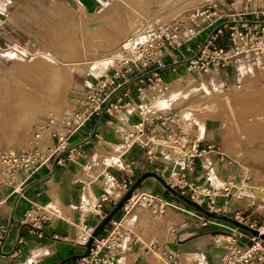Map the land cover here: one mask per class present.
Here are the masks:
<instances>
[{"label":"built area","instance_id":"obj_1","mask_svg":"<svg viewBox=\"0 0 264 264\" xmlns=\"http://www.w3.org/2000/svg\"><path fill=\"white\" fill-rule=\"evenodd\" d=\"M4 31L1 27L0 34ZM263 35L264 0H204L153 26L144 36L127 39L118 63L91 79L84 94L73 99L71 113L59 123L54 117L47 119L44 129L51 135L48 153L33 149L2 154L0 190L15 194L17 199L26 198L24 191L37 180L45 163L63 167L83 153L85 144H108L101 130L107 128L123 152L133 148L141 151L142 164L151 168L160 188L185 198L207 214L231 220L228 230L213 237L217 259L205 255L193 264H264V220H258L255 210L245 215L232 209L233 203L227 197L230 187L236 184L234 177L227 180L220 192L208 179L214 174V162L229 165L232 158L217 142L199 137L191 126V111L184 112L169 97L172 86L187 76L217 74L231 66L239 71L241 65L257 69L264 87ZM241 84L236 83L238 87ZM86 126L89 129L81 141L71 142V136ZM113 158L103 167L101 192L87 210L101 222L107 214L105 206H116L134 188L120 208L122 216L111 218L94 236L88 254L70 264H119L124 254L139 243L128 215L124 214L129 209L146 208L156 216L167 209V198L157 189L138 186L136 158ZM198 167L205 177L201 182L193 176ZM3 200L0 196V205ZM50 217L43 205L30 202L20 224L28 233L42 237L43 226ZM209 224L210 218L206 217L195 223L198 227ZM9 229V223L0 221V245L8 238ZM94 230L95 226L90 224L80 226L76 244L85 249ZM24 242L25 236L18 235L10 255L21 254ZM171 242L155 241L144 249L159 252L165 264H184L179 252L170 247Z\"/></svg>","mask_w":264,"mask_h":264},{"label":"rangeland","instance_id":"obj_2","mask_svg":"<svg viewBox=\"0 0 264 264\" xmlns=\"http://www.w3.org/2000/svg\"><path fill=\"white\" fill-rule=\"evenodd\" d=\"M79 1L0 0V28L5 29L0 34V159L3 153L15 150L40 148L43 154L48 153L46 147L51 145V135L44 125L48 117H60L58 107L63 105L62 99L66 96L72 100L81 97L91 79L116 65L121 44L136 31L169 21L204 0ZM240 70L231 66L217 74H204L199 78L189 75L172 86L169 97L179 103L184 112L191 111V126L199 137L217 142L232 158L229 165L219 164L210 179L213 182H209L220 192L233 176L236 184L230 187L227 197L233 203L232 209L245 215L255 210L258 220L262 221L264 130L261 127H254L253 131L244 130V122L241 123L242 130H239L231 108L235 105L236 95L248 94L252 100L244 99V103L252 102L254 113L262 117L264 87L256 75L254 79L243 81L238 88L236 80L251 69L241 65ZM192 82L194 84L190 85ZM59 92L61 99L60 95L56 96ZM53 106H57L55 110L59 111H55ZM65 116L57 118V122ZM112 147L106 152L101 148L84 149L68 164L80 158V164H84L90 155L98 152L99 156L91 161L89 168L95 167L97 177L94 183H100L102 169L108 165L105 163L107 152L115 153L114 149H117L115 155L122 154L128 158L121 149ZM150 181L158 182L154 177ZM159 194L167 198L164 214L152 216L147 210L139 212L136 209H129L124 214L128 218L138 214L142 219L141 228L137 227L142 247L150 240L161 243L174 238L172 248L182 247L177 252L182 254L186 264L193 262L199 253L217 259L218 249L213 237L228 230L231 220L223 215L207 214L204 209L196 208L167 189L161 188ZM218 201H222V197ZM122 214L121 211L114 219ZM200 217L210 218V224L196 226ZM145 252L134 264H165L159 252ZM120 264H129L127 256L120 259Z\"/></svg>","mask_w":264,"mask_h":264},{"label":"crops","instance_id":"obj_3","mask_svg":"<svg viewBox=\"0 0 264 264\" xmlns=\"http://www.w3.org/2000/svg\"><path fill=\"white\" fill-rule=\"evenodd\" d=\"M244 74L245 75L241 74V79L239 78L236 81L243 83L246 79H254L257 75L261 78L262 82V75L257 69L251 68L250 71H245ZM234 98L236 102L234 107L231 109L234 110L238 129L242 130L241 123L244 122V130L253 131L254 127H261V130H264V113H262V117H260V115L254 113L252 102H249L248 105L247 103H244V99L252 100V98H250L248 94H239ZM230 100H232L231 97ZM88 129L89 126H86L74 133L71 137V142H80L83 134ZM101 130L103 136L108 141V144L101 146L85 144L83 146V151L84 149L90 150L93 148V150H100L101 148L104 152H106V149L110 150L113 148L112 146H116L121 149L115 144V140L113 139L109 129L102 128ZM114 150L116 153L117 149ZM115 153H106L108 155V157H105L106 164H108L111 159H115L113 157H118L120 155L123 159L136 158L139 161L136 176L138 186L141 188L153 187L154 189L160 191L161 188L159 183L150 181V178H155V176L152 177L147 174L148 172H151V168L148 165L142 164V155L139 149L133 148L132 150L124 152V154H127L128 158L123 157L122 154L115 155ZM98 156L99 153L95 152L90 155L86 163L80 164L82 161L80 158L77 161L71 162L66 167L57 166L51 164L50 162L45 163L37 174V180H35L31 187L24 191V195L27 199H17L15 194H9L7 193V190L4 189L0 190V196L4 197V200L0 205V221L10 224L9 236L0 245V264H56L59 260L66 256L79 254L84 251L81 246L76 244L80 236V226L90 224L96 228L100 223L97 217L87 210L91 207L93 200L101 192V182H97V184L94 183L97 177V173L94 171L95 167H92V169L89 168L91 161ZM208 158L213 159L212 156H209ZM106 164H102L101 166ZM218 166L219 164L215 162L213 163L214 174L215 171H217ZM110 169L118 174L115 168ZM193 176L195 178H199V181L205 180L200 167L195 170ZM211 177L208 179L210 180ZM210 181L213 182V180ZM97 188L99 189L97 190ZM74 190L78 191V194L74 192ZM80 199L81 201H79ZM30 202L43 205L46 213L51 216L50 220H48L43 226L44 235L42 237L28 233L26 227L20 224V219L22 218L24 211L30 206ZM114 207L106 205L105 212L108 214ZM136 210L139 212L147 210L149 212L146 208ZM120 212L121 210L119 209L116 213L119 214ZM116 215L114 214L111 218ZM135 216H137V220H135ZM135 216L127 218L138 236L137 227L141 225L142 219L138 214ZM211 229L213 228L211 227ZM20 234L25 236V242L22 245V253L17 256H11L10 252L15 244V239ZM152 242H154V240H150L147 243L150 244ZM168 242H171L170 247H172L175 239L171 238ZM147 243H145L142 247L139 238V243L136 246L137 249L135 251H133L134 248L131 249L126 252L123 257L127 256L129 264H134V262H136L142 255V252H145L142 250ZM176 249L181 250L182 247L177 246ZM194 250L195 249L192 248V251ZM71 262L72 260L65 264H70Z\"/></svg>","mask_w":264,"mask_h":264},{"label":"bare ground","instance_id":"obj_4","mask_svg":"<svg viewBox=\"0 0 264 264\" xmlns=\"http://www.w3.org/2000/svg\"><path fill=\"white\" fill-rule=\"evenodd\" d=\"M78 1V3L80 2L79 0H77ZM125 11V10H124ZM184 12V11H183ZM183 12H181L180 14H182ZM123 13V12H122ZM179 14V15H180ZM125 15V14H124ZM112 16V15H111ZM178 16V15H177ZM115 17V16H114ZM112 18V17H111ZM124 18V17H123ZM113 19V18H112ZM116 19V18H115ZM134 19V18H133ZM132 19V20H133ZM128 21V20H127ZM114 22V21H113ZM112 22V23H113ZM129 22V21H128ZM116 23V22H115ZM119 23V22H118ZM127 24V23H126ZM114 25V24H113ZM130 25V24H129ZM115 26V25H114ZM117 26V25H116ZM122 26V25H121ZM129 27V26H128ZM120 29V28H119ZM140 29V28H139ZM151 29V28H150ZM148 27L146 28V27H144V28H142L140 31H136V33L133 35V36H131L130 38H128V39H131L132 37H137V36H140V37H142V36H144L149 30H150ZM119 31H117V33H118ZM120 33V32H119ZM122 34V33H121ZM120 35V34H119ZM118 35V36H119ZM115 36V35H114ZM117 36V35H116ZM117 36V37H118ZM117 37H116V39H117ZM120 39V38H119ZM126 41V40H125ZM125 41L121 44V46H120V57H119V59L123 56V49H124V44H125ZM60 49H62V48H60ZM69 80V79H68ZM70 82V81H69ZM192 84H194L193 82L190 84V85H192ZM70 85V84H69ZM68 85V86H69ZM189 85V86H190ZM238 87V86H237ZM66 88V87H65ZM238 88H240V87H238ZM60 90H62V92H63V89H60ZM64 92H66V91H64ZM63 92V93H64ZM63 93H61V94H63ZM58 95H60V92H59V94H57L56 96H58ZM64 95V94H63ZM58 97H60L59 99H61V95L60 96H58ZM58 97H57V99H58ZM63 98H64V96H62ZM65 98H66V100H65ZM64 99H62L63 101H64V103H63V105L61 104V108L60 107H58L59 109H60V111L59 110H55V108L57 107H54L53 106V108H54V110L55 111H59V113L60 114H58V115H60V117H58L56 114V119L57 118H61L62 116H65L66 114H70L71 113V111H72V108H73V100L72 99H70L69 97H65ZM61 101V100H60ZM55 104V103H54ZM57 109V108H56ZM51 111H53V110H51ZM54 112V111H53ZM54 113H56V112H54ZM54 113H53V115H54ZM46 115H48V116H50V114H46ZM47 116V117H48ZM52 117H54V116H52ZM49 118V117H48ZM42 119H44V118H42ZM46 119V118H45ZM44 119V120H45ZM62 119H60L59 121H61ZM35 150H39V151H42L40 148H34ZM31 150H33V149H31ZM30 151V150H29ZM158 218V217H157ZM151 253L152 252H155V251H150ZM180 255H181V259H182V262L183 263H185L184 261H183V257H182V254L180 253ZM205 256V254L204 253H199V254H197V257H196V259L198 258V257H204ZM214 260H216V259H214ZM195 261V260H194ZM193 261V262H194ZM150 262V261H149ZM193 262H191V263H189V264H193ZM186 264V263H185Z\"/></svg>","mask_w":264,"mask_h":264},{"label":"water","instance_id":"obj_5","mask_svg":"<svg viewBox=\"0 0 264 264\" xmlns=\"http://www.w3.org/2000/svg\"><path fill=\"white\" fill-rule=\"evenodd\" d=\"M147 174L153 175V176L155 175L153 172H148ZM133 188H134V186H132L124 194V196L120 199L119 203L106 215V217L95 228L93 234L90 236V238L88 239L87 243L85 244V249H84V251L82 253L72 254V255L66 256V257L62 258L61 260H59L56 264H65V263H67L68 261H70L72 259L78 258L79 256L87 255L88 252H89L90 244H91L94 236H96L101 231V229L108 223V221L111 219V217L121 208V206L125 202V200L127 198H129Z\"/></svg>","mask_w":264,"mask_h":264},{"label":"trees","instance_id":"obj_6","mask_svg":"<svg viewBox=\"0 0 264 264\" xmlns=\"http://www.w3.org/2000/svg\"><path fill=\"white\" fill-rule=\"evenodd\" d=\"M119 201H120V200H119ZM118 203H119V202H118ZM118 203H117V204H118ZM115 214H116V213H115Z\"/></svg>","mask_w":264,"mask_h":264}]
</instances>
